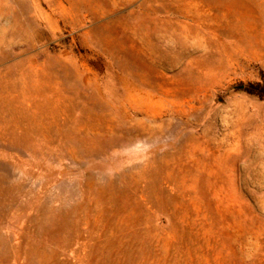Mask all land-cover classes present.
I'll return each instance as SVG.
<instances>
[{"label": "rangeland", "instance_id": "obj_1", "mask_svg": "<svg viewBox=\"0 0 264 264\" xmlns=\"http://www.w3.org/2000/svg\"><path fill=\"white\" fill-rule=\"evenodd\" d=\"M0 264H264V0H0Z\"/></svg>", "mask_w": 264, "mask_h": 264}]
</instances>
